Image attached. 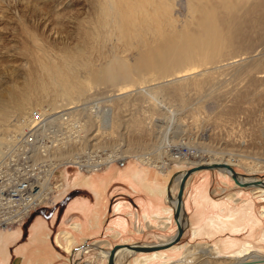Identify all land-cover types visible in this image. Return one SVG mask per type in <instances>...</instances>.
<instances>
[{
	"label": "bare ground",
	"instance_id": "1",
	"mask_svg": "<svg viewBox=\"0 0 264 264\" xmlns=\"http://www.w3.org/2000/svg\"><path fill=\"white\" fill-rule=\"evenodd\" d=\"M83 5L89 9V13L86 18H82L78 23L79 46L75 50H62L58 54H51L45 49L31 53V61L36 68V72L33 74V78L27 84L25 90L12 92L10 102L0 106L1 128H3L5 123L7 124L10 121V117L16 116L18 111L37 110L40 107L47 106V109L38 111L50 115V113H58L60 109L66 108L68 111L71 109L69 113L70 120L72 123H76L80 130H83V132L89 131L90 126L95 124L98 131L96 135L102 139L104 135H107V131H102L101 119H99V117L101 118V113L97 112L93 117L91 109L89 115L92 117L83 120V123L80 122V117L77 115L82 106L81 102H89L90 100V97L85 98L87 92L92 91L96 86L117 83V80H121L122 86L118 89L119 93L110 97L113 100L111 103L114 102L113 104L116 105L119 102L116 100L120 96L135 87L136 83H130L129 75H138V78L141 75L143 76L142 79L148 77L146 75H155L150 77H153L152 80L150 79L151 91L147 95H142L145 99L144 101L150 96L148 104H150L152 114H156L159 108L155 101L156 93L158 94L157 91H167L173 99L182 98L186 90L192 89L201 92L210 83V65L224 61H227L228 65H235L239 62L240 59L237 58L241 57V55H238L239 53L236 55L232 53L234 52V47L237 49L245 47L249 51L255 43H258V45L259 43H264V0H83ZM177 11H184L186 13L185 19L181 23L175 18ZM238 37H242L244 41H237ZM250 52L254 51L250 50ZM132 57H134V63H132L133 60L131 61ZM260 59L258 62H260L263 68L264 55ZM256 61L257 59H254L251 64L249 63L250 65L245 70L246 73H252L257 69L258 62ZM201 71L204 73L200 74ZM236 72L237 69L235 70ZM81 75H87V78L83 79ZM158 75H167L164 78L171 76V79H167L163 84L159 83L161 85L156 88L157 86L154 87L153 85H156L154 81L159 80L155 79ZM198 75L200 78H196ZM202 75L205 78H202ZM122 79L128 80L123 81ZM249 82H251L249 87L247 86L249 89L246 88V92L240 95V101L250 99V89H253L255 93H259V95H256L259 98L258 100H264V78L260 76L254 79L253 77ZM140 83L145 84L147 82L140 80ZM138 89L140 90L139 87ZM34 106L37 107L35 108ZM234 110L235 108L229 109L228 112L232 113ZM116 111L118 110L108 111L107 114L108 120L110 119V126L113 129H116L121 124ZM29 114H26L24 118L22 117L15 122V129L3 144L5 145L4 148L2 147L3 151H0L1 156L7 147L6 144H8L10 137L22 133L26 128ZM122 116L124 117V115ZM128 122L129 124L127 125H129L128 127L131 129V132L133 131L138 135H142V132H145V135L149 134V130H146L142 126L139 117L132 114ZM82 142L83 139L79 142L73 141L72 145L69 146L68 153L66 152L67 150L62 153L63 160L65 159L70 163L74 162V164H84L81 161V156L75 153L78 151L76 146ZM1 143L2 138L0 136ZM178 149H173L175 151L174 153H170L169 157L172 161L178 163L176 167L178 171L176 173H181L179 177L175 176L177 184L180 183L183 175L188 171L184 170L183 165L190 157L200 159L197 164L204 167L210 165L234 166L235 160L233 159L211 158L209 162V160H205L203 152L200 153L198 151L199 156H197L192 149L187 148L186 151ZM132 154H136L143 160L148 157H145L144 153L135 151L129 145L127 149L121 152H114L113 157L110 158V163H106L97 172L107 169L113 163L135 158L128 157ZM139 158L137 159L140 160ZM80 167L83 168L85 166L80 165ZM153 167L161 170L157 166ZM85 169L89 171H84ZM85 169H80L77 172L75 183L79 181L89 185L97 183V179L90 176L96 172L90 171V166H86ZM215 170L222 172V177L224 178L227 177L226 174L233 177V174L227 168H217ZM129 172L131 171L129 170ZM81 174L88 177H83ZM63 176L64 173L61 172L60 177L62 178ZM174 179L171 180L168 187V206L163 212V217L154 218L155 220L159 219L163 223L164 228L171 226L172 222L176 224L175 213L179 205L177 198L179 186L173 187ZM237 179L243 184L252 183L256 185L254 178L237 176ZM262 182L264 183V181ZM206 185L207 183H203L198 187V189H201L195 194V215L190 221L186 217L183 198L179 217L182 227L186 228L191 225L195 239L207 236L212 231H224L227 229L232 233L249 231L250 236H256V244L248 241L237 243L221 239L211 250H215L214 256L217 258L234 259L236 264H242L244 260H247L244 263L258 262V264H264V255L252 251L253 249L264 250V223L256 215L255 204L252 200L246 201L237 207L229 204L232 202L231 196L228 199L231 202L222 205H215L208 200L209 210H207V214L220 210L223 216H215L218 214L215 213V215H211L200 226H197L198 219L205 216L202 201L204 196L203 190ZM258 186H263L264 188V184ZM255 190L264 194V189ZM49 206L44 208L53 207L51 204ZM76 211L85 213L81 203L70 204L66 214ZM223 217L225 218L224 220H222ZM29 218L30 215L20 225H24ZM45 227L46 225L43 221L34 223L30 227L32 229L30 233L31 239L26 244L16 247V250L14 249L13 252L9 247L22 236V232H0V264H52L54 261L59 260L60 255L46 256L44 253V249L49 244L50 239L49 235H43ZM70 228L74 233L80 230V226L77 223H73ZM175 236L176 234L171 238V242ZM76 240L74 235L63 232L56 236L55 245L66 253H69L73 249ZM162 245H154L153 247ZM145 247L152 246L133 245V249L128 248L116 251L114 263L125 264L133 255H137L139 258H136V264H170L167 262V257L160 252L149 255L142 254L144 251L141 249ZM223 248H230V250L223 251ZM171 249L172 251H176L179 250V247H172ZM186 250L187 252L182 257L192 258L191 250L189 248ZM199 252L201 253L200 255L209 256V258L212 255L205 249ZM100 255L104 261H108L111 256V250H102Z\"/></svg>",
	"mask_w": 264,
	"mask_h": 264
},
{
	"label": "rangeland",
	"instance_id": "2",
	"mask_svg": "<svg viewBox=\"0 0 264 264\" xmlns=\"http://www.w3.org/2000/svg\"><path fill=\"white\" fill-rule=\"evenodd\" d=\"M88 13L89 9L83 5V0H0V106L10 102L12 92L25 90L29 81L33 78L36 68L31 61V53H36L45 49L51 54H58L62 50H75L79 46L78 23L82 18H86ZM185 14L184 11H177L175 13V18L179 20V23L185 19ZM237 41L244 40L242 37H238ZM254 45L255 47H253ZM254 45L250 48V50L254 52H250V50L247 51L248 49L246 50L245 47H243V49L234 47V52L232 53H234V55L237 53L241 55V57L237 58L241 61L239 60L235 65H228L227 61L210 65V83L206 88L202 89L201 92L192 89L186 90L182 98L173 99L167 91H157L158 94L156 93L155 101L159 108L156 114H152L150 104H148L150 96L146 101H144L145 99L143 98V95H147L151 91L150 79L152 80L153 77H150L155 75H146L148 77H144L143 79L141 75L139 76V78L141 77L140 79L137 77L138 75H129L131 80L130 83H136L135 85L133 84L135 87L132 86L134 88L131 87L132 89L130 88L131 90L128 91L129 93L127 92L120 96L119 99L116 100L120 103L118 102L116 105L113 104L114 102L111 103L113 100L110 97L119 93L118 89L122 86L121 80H117V83L96 86L92 91L87 92L85 98L90 97V100L89 102L82 101L80 110H84L90 102L95 101L98 109L95 110L93 106L92 112L95 110V113L92 115L94 117L97 112L101 113V118L99 117V119H101L102 131H107L108 136L104 135L102 138L104 140L98 138L96 135V133H98L96 125L90 126L89 131H86V133L82 135L84 136L83 142L80 144L78 143L79 147L78 145L76 146L78 151L75 153L82 157L87 149H92L98 154L111 152L114 154V152H121L131 145L135 151L144 153L145 157H148L145 158V160L139 158L136 154H132L128 157L139 158L146 164L161 168L166 175L171 174L169 184L171 180L175 178L173 185L175 184L177 187L179 184L175 182V176L179 177L181 173H176L178 163L169 158L171 155L170 153H174L175 150L173 151V149L176 148L183 149V151L189 148L194 150L197 156H199V152H203L205 160H209V162L211 158L233 159L235 160L234 166L230 167L239 174L238 177L254 178L256 183L260 182L258 185L264 184L262 182L264 181V100H258L259 98L256 95H259V93L256 92V94L253 92V89H250L249 98L251 100L240 101V95H243L246 90L249 89L248 87L251 83L249 81H251L253 77L254 79L260 76L264 78V67L262 68L260 62H258L264 55V43H259V45L255 43ZM243 54L245 55L243 56ZM132 58L131 61L133 60L132 63H134V57ZM254 59H257L256 62H258L257 69L252 73H246L245 70L247 66H249ZM97 64H99V62H97ZM236 69V73L238 74L235 73ZM203 73L204 72L201 71L200 74ZM165 76L167 75L156 76L155 79L159 80L154 81L156 85L153 86H157L156 88H158L161 84L165 83L167 79H171V76L164 78ZM81 77L86 79L87 75H81ZM201 77L205 78L203 75ZM196 78H200V76L198 75ZM122 80L127 81L128 79ZM140 80L147 83L141 84ZM34 107L36 108L37 106ZM46 107L47 106H43L37 110L47 109ZM234 108V112H228L229 109ZM37 110L18 111L16 116L9 118L10 121L7 124L5 123L3 128H1L2 126L0 127L2 131H0V136L2 138L0 151H3L5 147L3 144L8 139L10 133L15 129V122L22 117L24 118L26 114L31 111ZM113 110H118L116 111L117 113H115L120 118L119 120H121V124L118 126L120 128L117 127L118 129H113L110 126V119L108 120L107 117L108 111L112 112ZM119 113L124 115V117L122 115L119 116ZM89 114L90 109H86L81 113V116L86 120L88 117H92ZM132 114L139 117L142 126L146 130H149L148 136L145 135V132H142V135L139 134L140 137L135 132H131L127 124H129L128 121L132 117ZM80 122L83 123L84 121ZM151 132L152 134H150ZM105 136L107 137L105 138ZM140 138L141 140L143 138V140L141 141ZM68 150L69 148L66 151L67 153ZM199 160L200 159L190 157L183 165L184 170L189 171L190 169L199 167L200 165L197 164ZM123 164L124 163H122V165ZM80 169L82 168L80 167ZM80 169L73 167L61 172L68 175L71 181ZM226 176V178L222 177V172L219 170L205 168L197 169L189 176L184 193V206L187 219H190L194 212L192 201L195 194V187L201 182L205 183L206 181L208 195L212 203L222 204L232 201V203L241 206L246 201L253 200L256 206V215L264 223V194L255 190L264 189L263 186L245 185L242 187L234 182L232 176L227 174ZM67 188L68 192L72 189L69 186H67ZM65 189L66 187H63L62 193ZM64 194L57 196L51 206L60 201ZM230 196L232 197L231 201L228 200ZM73 197L77 198L83 196ZM73 197L72 199H74ZM117 198L120 197H116L115 199ZM135 199L136 198H134V200ZM76 201H83V199L78 198L75 199L74 202ZM118 202L119 201L116 203ZM53 208L41 209V211L39 210L40 212H36L38 213L37 216L40 215L44 220L50 221L54 216L53 214L57 212V222L59 216L61 217L63 213H61L59 209H56L57 207L55 209ZM35 214L31 216L24 225H21L25 234L29 224L34 221ZM113 216L112 219L114 218ZM108 219L107 217V221ZM112 219H109V221ZM20 224L8 230L15 231L14 229L21 227ZM171 229H175L177 232V225L174 222ZM171 229L169 230L171 231ZM184 229V235L179 243L172 244L160 251L143 252L142 254L149 255L160 252L167 257V262L170 264H236L234 259L229 260L225 257L217 258L214 256L215 250H211V248H214L218 240L221 239H227L233 242L249 240V231L233 234L226 232L217 235L213 239H195L191 226H187ZM54 231H57V227ZM135 232L136 231H134V235L127 233V235L122 237L113 238V236H111L104 240H102V237L100 240L105 242L102 245L106 249L96 244V249H98V251H96V255H91L94 260H88L91 256L86 254L76 255V251L74 252L75 246L69 253H63L61 260L56 261L54 264H108L109 260L104 261L100 255L102 250L109 251L110 249L112 252L117 245H131L132 247L133 245H169L171 238L176 234L175 232L171 237L163 236L160 239L154 238L156 235H152L151 233L138 234ZM58 234V232L54 234V240L52 237L54 246L55 238ZM26 240L27 237H24L21 242H25ZM254 244H256V241ZM172 247H179V250L172 251ZM13 248L15 249L16 247ZM187 248L191 250V254L193 255L192 258L182 257L187 252ZM125 249L128 248H120L117 252ZM203 249L212 254L210 258L209 256L200 255L201 253L199 251ZM252 251L264 255L263 249H253ZM136 258L139 257L133 255L125 264H136ZM244 262H247V260H244L242 264H258V262Z\"/></svg>",
	"mask_w": 264,
	"mask_h": 264
},
{
	"label": "crops",
	"instance_id": "3",
	"mask_svg": "<svg viewBox=\"0 0 264 264\" xmlns=\"http://www.w3.org/2000/svg\"><path fill=\"white\" fill-rule=\"evenodd\" d=\"M122 163L124 164L122 165ZM129 170L131 172H129ZM177 171L178 169L176 170V172ZM134 174H136V176H134ZM65 175L66 174H64L62 178V182H65L64 187H66V189L58 196L64 194L65 192L66 193L64 194L62 199L57 202L59 204L56 208L59 209L61 213H63L61 217L59 216L58 221L56 222L57 212H53L54 216L52 217V219L50 221H46L42 216H37L38 213L35 212V219L29 224L28 230H26V234L23 231V227L21 225V227H17L16 229H14L16 232H22V236L10 245L9 248H11V251H13V247H19L21 246V244H26L28 240L31 239L30 233L32 232V229H30V227L34 223H38L39 221H43L46 225L43 230V235L50 236L49 244L44 249V253L46 256L60 255L61 257H63V253H66L62 249L57 248L56 245L54 246L52 242V237L54 240V234L57 232H67L74 235L77 240L73 248L76 246L74 248V252L78 251L77 253L75 252V254H86L89 256L96 255V251H98V249H96V244H99L103 247L102 244H104L105 242H103L102 240L108 239L111 236H113V238H117L119 236L122 237L124 235H127V233L134 235V231H136L135 233L138 234L151 233L152 235H156L154 236V238L161 239L163 236L171 237L175 234L176 230L171 229L173 226V222L171 226H169L168 228H164L163 223L159 219H154L162 218L163 212L168 206L167 197L171 174L166 175L164 171H161L151 165H146L137 158H129L123 162L113 163L107 169L90 175L91 177H95L97 179V183L91 185L82 181L75 183V177L70 181V177L66 175L65 178ZM81 175L83 177H88L84 174ZM203 183L204 182H201L195 187V194L200 191L201 188L198 189V187ZM205 183L207 182L205 181ZM67 186L72 188L69 192ZM173 187L176 186L173 185ZM203 191L204 196L202 206L205 210V216L198 219L197 226H200L211 215H215V213H218L215 216H223L220 210L207 214V210H209L208 200L212 202L208 195L207 185L205 186V189ZM195 194L192 201L194 212L191 215L189 221L192 220L195 215ZM73 196L83 197L74 198ZM72 197L74 199H72ZM116 197L120 198L115 199ZM78 198L83 199V201L74 202L75 199ZM134 198L136 199L134 200ZM117 201L119 202L116 203ZM73 203H81L84 207L85 213L76 211L70 214H66L68 206ZM214 204L222 205L226 203ZM229 204L234 207L239 206L238 204H234L232 202ZM110 213H112L114 216ZM110 215H112L114 218L112 219V216ZM107 217L112 220L109 221L108 219L107 221ZM224 219L225 218L223 217L222 220ZM73 223H77L80 226L79 232H72L70 227ZM56 227L57 231H54ZM169 229H171V231ZM9 231L15 232L11 230L3 232ZM226 232L232 233L229 229L224 231H212L207 236H202L196 239H213L217 235H220L222 233L224 234ZM24 237H27V240L25 242H21ZM101 238L102 240H100ZM248 238L249 240L245 241L252 242L253 244L256 241V236H250V233L248 234ZM245 241L237 243H244ZM229 250L230 248H223V251ZM61 257L58 259L61 260ZM88 260L94 259L91 256ZM56 261H54L52 264L56 263Z\"/></svg>",
	"mask_w": 264,
	"mask_h": 264
},
{
	"label": "built area",
	"instance_id": "4",
	"mask_svg": "<svg viewBox=\"0 0 264 264\" xmlns=\"http://www.w3.org/2000/svg\"><path fill=\"white\" fill-rule=\"evenodd\" d=\"M93 106L98 109L94 101L83 111ZM83 111L77 113L80 121L85 120L81 116ZM70 112L66 108L50 115L38 110L30 112L23 132L10 137L0 156V232L52 204L64 187L61 171L80 169L81 165L85 166L82 169L90 166V171L97 172L110 163L112 153L98 154L92 149H87L81 157L84 164L63 160L62 153L73 141L84 139L82 135L86 133L72 123Z\"/></svg>",
	"mask_w": 264,
	"mask_h": 264
},
{
	"label": "water",
	"instance_id": "5",
	"mask_svg": "<svg viewBox=\"0 0 264 264\" xmlns=\"http://www.w3.org/2000/svg\"><path fill=\"white\" fill-rule=\"evenodd\" d=\"M202 168H205V169H210V170H215L217 168H227L231 171V173L233 174V180L234 182L239 185V186H245V185H255V184H252V183H247V184H243L241 182L238 181L237 179V176H238V173L230 166L228 165H210V166H206V167H196L195 169H190L189 171H187L185 173V175H183L180 183H179V190H178V193H177V198H178V201H179V205H178V208L176 210V213H175V221H176V224H177V232H176V236L175 238L173 239V241L169 244V245H162V246H155V247H145L144 249H141L142 251L144 252H153V251H160V250H163L167 247H169L170 245H174V244H177L181 241L183 235H184V231L185 229L182 227L181 223L179 222V217H180V212H181V209H182V202H183V198H184V193H185V186L187 184V181L189 179V176L195 172V170L197 169H202ZM177 177V176H176ZM260 183V182H258ZM258 183H256V185H258ZM58 205H56L53 209H55ZM120 248H129V249H132L133 247L131 245H117L114 247V249L112 250L111 252V256L109 258V263L108 264H114V260H115V254H116V251L117 249H120Z\"/></svg>",
	"mask_w": 264,
	"mask_h": 264
}]
</instances>
